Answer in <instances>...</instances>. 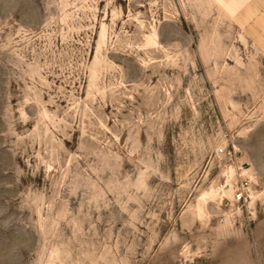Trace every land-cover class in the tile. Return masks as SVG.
I'll return each mask as SVG.
<instances>
[{
	"label": "rangeland",
	"instance_id": "obj_1",
	"mask_svg": "<svg viewBox=\"0 0 264 264\" xmlns=\"http://www.w3.org/2000/svg\"><path fill=\"white\" fill-rule=\"evenodd\" d=\"M229 1L0 0V264H264V40Z\"/></svg>",
	"mask_w": 264,
	"mask_h": 264
},
{
	"label": "crops",
	"instance_id": "obj_2",
	"mask_svg": "<svg viewBox=\"0 0 264 264\" xmlns=\"http://www.w3.org/2000/svg\"><path fill=\"white\" fill-rule=\"evenodd\" d=\"M229 3L238 4L235 17L256 38L264 40V0H230Z\"/></svg>",
	"mask_w": 264,
	"mask_h": 264
},
{
	"label": "built area",
	"instance_id": "obj_3",
	"mask_svg": "<svg viewBox=\"0 0 264 264\" xmlns=\"http://www.w3.org/2000/svg\"><path fill=\"white\" fill-rule=\"evenodd\" d=\"M218 154L224 156L225 155V150L224 149H220L218 151ZM229 155H232V152H229ZM235 196H234V200L237 203H242V202H246L247 198H248V191H249V184L248 183H243V180H241V183L238 181L235 186Z\"/></svg>",
	"mask_w": 264,
	"mask_h": 264
}]
</instances>
